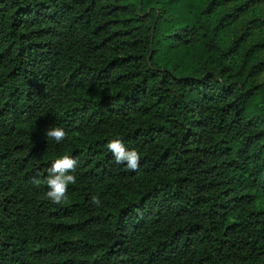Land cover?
I'll return each instance as SVG.
<instances>
[{"label":"trees","instance_id":"16d2710c","mask_svg":"<svg viewBox=\"0 0 264 264\" xmlns=\"http://www.w3.org/2000/svg\"><path fill=\"white\" fill-rule=\"evenodd\" d=\"M232 1L0 0V264H264L260 49Z\"/></svg>","mask_w":264,"mask_h":264},{"label":"clouds","instance_id":"9594fccd","mask_svg":"<svg viewBox=\"0 0 264 264\" xmlns=\"http://www.w3.org/2000/svg\"><path fill=\"white\" fill-rule=\"evenodd\" d=\"M44 135L47 139L55 140L59 144L66 139L68 133L62 127L50 126L45 130ZM106 147L113 155L116 164L126 165L127 169L132 171L138 170L141 156L137 150L127 149L118 138L112 139ZM77 164L78 160L67 154L55 159L43 181L49 189L45 194L49 201L57 205L67 201L69 185L77 182V177L74 175ZM32 183L40 187L41 180L34 178ZM91 203L97 207L102 206L98 195L92 196Z\"/></svg>","mask_w":264,"mask_h":264},{"label":"rangeland","instance_id":"374dc122","mask_svg":"<svg viewBox=\"0 0 264 264\" xmlns=\"http://www.w3.org/2000/svg\"><path fill=\"white\" fill-rule=\"evenodd\" d=\"M242 6L237 13L234 22L235 35L244 37V45L246 47L256 46L258 51L254 65L259 68L255 75L258 83H264V24L256 27L254 20H263L264 22V0H236L228 3V11L236 7Z\"/></svg>","mask_w":264,"mask_h":264}]
</instances>
